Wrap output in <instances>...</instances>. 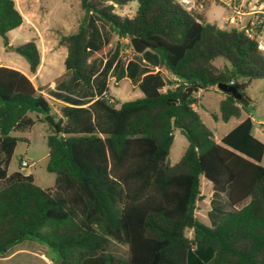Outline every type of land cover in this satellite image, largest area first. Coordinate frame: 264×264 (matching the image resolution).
I'll return each mask as SVG.
<instances>
[{
  "label": "trees",
  "instance_id": "obj_1",
  "mask_svg": "<svg viewBox=\"0 0 264 264\" xmlns=\"http://www.w3.org/2000/svg\"><path fill=\"white\" fill-rule=\"evenodd\" d=\"M134 2L132 17L116 13V7ZM80 5L119 38L115 49L107 50L103 77L116 68V81L130 77L143 97L119 104L101 81L104 92L95 99L96 61L86 23L62 36L59 45L67 49L69 88L75 91L82 83L88 91L84 98L66 97L59 114L44 88L0 65V255L32 240L56 254L48 257L52 264H264V143L253 136L249 115L217 142L194 109L196 94L217 89L223 99L216 120L228 122L247 112L218 86L237 87L250 103L248 83L264 78L259 47L264 27L253 22L220 28L179 0H80ZM23 22L14 0H0L5 46L8 33ZM137 37L150 46L141 64L120 54V40ZM14 51L36 75L42 56L35 40ZM219 58L228 65L215 66ZM188 88L192 93L184 99ZM49 114L60 136L49 126L46 170L55 182L43 189L25 174L22 158L18 170L8 168L17 144L25 141L12 133L45 123ZM177 130L188 145L170 165ZM201 178L214 194H226L232 209L240 207L219 213L212 227L194 218ZM188 217L194 221L191 238L182 226ZM118 246L126 247V256Z\"/></svg>",
  "mask_w": 264,
  "mask_h": 264
},
{
  "label": "rangeland",
  "instance_id": "obj_2",
  "mask_svg": "<svg viewBox=\"0 0 264 264\" xmlns=\"http://www.w3.org/2000/svg\"><path fill=\"white\" fill-rule=\"evenodd\" d=\"M17 8L22 9L26 16V22L32 26H36L41 35L36 36L33 29L23 25L8 33V45L5 46L3 39L0 37V65L16 67L28 73V65L26 61L18 55L14 48L22 45L28 41L36 40L41 51V66L40 73L37 80L33 79L38 87L42 84L53 81V79L61 76L65 72L64 57H66L67 50L62 47L58 52H51L50 43H56L59 46V40L62 36L75 33L80 24L86 23L90 29V36L92 42L91 54L92 59L95 58L94 68L96 70V78L94 79L95 90L93 93L99 97L103 88H100L101 81H104V86L107 88L110 96L114 98L119 104L134 101L143 97V93L136 87L130 77L124 78L122 81H116V68L111 69L105 77H103L104 65L109 58L111 52L115 49V41L119 39L110 29L107 23L102 22L94 16H86L80 5V0H14ZM255 0H232L228 3L220 0L209 1L204 4L203 9L197 10L204 15L205 21L219 26L230 25L225 23L222 18L227 15V12L233 11L234 6L241 5L243 13H247L249 8L256 7ZM252 2L249 6L248 3ZM137 3H131L124 7H116V13L122 17H132L135 14ZM243 14V15H244ZM237 24V23H236ZM235 25V24H234ZM111 38L112 41H109ZM121 55L129 56L135 64H141L142 55H134L132 47H128L130 43L127 39H121ZM259 43L264 47V35L259 38ZM12 46L13 49H9ZM97 49H103L102 54L93 53ZM111 49V52L107 50ZM264 50V49H262ZM150 51V49L146 50ZM215 66L222 68L228 65V62L219 58L214 61ZM38 69V70H39ZM151 70V69H149ZM165 75L170 81H175L176 78L171 77L167 72ZM99 86V87H98ZM88 91L87 88L80 83L75 90L77 92ZM187 91V90H186ZM43 93L46 97L52 95V92L44 88ZM192 93V90L189 92ZM245 95L251 100L248 103L246 111H243L241 118H232L228 122H223L219 117V104L223 99V94L217 89L211 91H201L195 95L198 103L195 105V110L199 112L203 123L212 130L214 140L220 142L221 138L236 127L248 115L253 120L252 134L255 138L264 143V78L255 79L248 83L245 90ZM49 98V97H48ZM50 99V98H49ZM52 103V101H51ZM54 103V102H53ZM54 105H56L54 103ZM58 106V105H57ZM48 131V132H47ZM50 132L48 125L43 123H36L33 128L25 132L13 133V136L24 137L27 141H21L17 144L15 154L12 162L9 165L8 171L12 173L18 170L20 162L19 159L27 161L30 167L24 168L25 173H33L36 184L42 187L54 185L55 175L46 170L47 159L44 158L48 152L45 137ZM186 138L177 130L174 132V141L170 149L169 163L170 165L177 164L183 156L187 148ZM22 163V162H21ZM22 166V164H21ZM219 209V211L216 210ZM240 208V207H239ZM228 205L227 195H216L212 189V185L206 179L201 178V199L196 204L194 218L207 225L214 226L217 222L218 214L231 210ZM186 235L188 238L192 236V228H186ZM199 246L195 245L192 249L194 252ZM117 251L121 256H126V247L118 246ZM49 256L56 254L49 250ZM48 256V257H49ZM38 264H43L40 259H37ZM49 264L52 261L49 259Z\"/></svg>",
  "mask_w": 264,
  "mask_h": 264
},
{
  "label": "crops",
  "instance_id": "obj_3",
  "mask_svg": "<svg viewBox=\"0 0 264 264\" xmlns=\"http://www.w3.org/2000/svg\"><path fill=\"white\" fill-rule=\"evenodd\" d=\"M244 1L248 2L249 0H244ZM256 1L257 0H255L254 2H256ZM248 5L251 6L252 2H249ZM18 10L20 11L22 16L24 17V22H23V24L21 26H23V25L28 26L29 29H33L35 31V35L36 36H40L41 35L40 30L34 25L30 26L26 22V16L22 12V9L18 8ZM199 11L197 13H200ZM231 14H232V12L228 11L227 15H225L222 19L223 20L226 19ZM255 18H256V14H255L254 8H249V11L243 15L242 19L237 24H235V25L230 24V25L225 26V28H232V27L242 28L243 26H246L248 23H253L255 21ZM217 26H219V25H217ZM219 27L223 28L222 25L219 26ZM35 42H36V44L38 46V42L36 40H35ZM62 47H64V46H60V45L58 46L57 42L55 44L51 42L50 43V47H49V48H51V51H49V53L58 52V51L61 50ZM66 56H67V54H66ZM65 58L66 57H64V60H65ZM7 67L17 69L16 67H11V66H7ZM17 70L22 72V73H24V74H26L31 79L32 82H33L32 78L35 79V80H37L39 78L40 69L38 70L36 75H30L29 72L27 73V72H25L23 70H20V69H17ZM68 80H69V77L64 72L61 76L53 79V81H51V82L42 84L41 87H40V88L49 89L52 92V94L53 93L60 94L61 97H54L53 95H49L48 96L50 98V100L52 101L53 112H55L57 114H59L58 107L60 105L66 104V103L63 102V100H65L66 97L84 98V96H85V92H82V91L79 92L78 91L77 93H75V91H72L69 88L71 85L68 82ZM64 83H67L66 86H64ZM33 84H34V86L36 88H38V86L36 85L35 82H33ZM42 93H43V91H42ZM95 99H97V97ZM53 102L56 105H54ZM38 123H42V122H38ZM43 124L48 125L46 122L43 123ZM47 135H48V133H47ZM47 135H46V137H47ZM46 137H45V140H46ZM19 138H22L25 141H27V139L24 138V137H19ZM47 156H48V152L46 153L44 158L47 159ZM11 162H12V160H11ZM25 174H32L34 176L33 173H25ZM34 179H35V177H34ZM40 187H42V186H40ZM52 187H53V185L52 186H48V187H42V188L43 189H49V188H52ZM48 256H49V250H48V248L46 246H44V245H42V244H40V243H38L36 241L25 240V241H22V242H20V243H18L16 245H14L10 249H8V251L5 254L0 255V264H38L37 259H40L43 264H49Z\"/></svg>",
  "mask_w": 264,
  "mask_h": 264
},
{
  "label": "water",
  "instance_id": "obj_4",
  "mask_svg": "<svg viewBox=\"0 0 264 264\" xmlns=\"http://www.w3.org/2000/svg\"><path fill=\"white\" fill-rule=\"evenodd\" d=\"M130 44L134 50V52L136 54H142L143 52H145L146 50L150 49V46L143 41L141 38H133L130 40ZM9 49H13L12 46H8ZM219 90H221L222 92L231 94L236 101L241 104L243 107H247L248 106V102L247 100L242 96L241 92L238 90L237 87L233 86V85H228V84H222L218 86ZM191 88H188L186 91V94L184 96V99L187 98L190 95ZM44 121L55 131V134L57 137L60 136V133L58 131V126L56 123V120L49 114V115H45L44 116ZM183 227L186 228H194V221L191 217H188L183 225Z\"/></svg>",
  "mask_w": 264,
  "mask_h": 264
},
{
  "label": "built area",
  "instance_id": "obj_5",
  "mask_svg": "<svg viewBox=\"0 0 264 264\" xmlns=\"http://www.w3.org/2000/svg\"><path fill=\"white\" fill-rule=\"evenodd\" d=\"M179 1L182 4V6L188 10H199V9H203L204 4L206 2L213 0H179ZM220 1H225L228 3L232 2V0H220ZM256 4H257L256 7H254V11L256 14L254 23L260 24L264 27V1L257 0ZM243 14L244 13L242 11L241 5L234 6L232 14L225 19V23L234 25L242 19ZM259 47L260 49H264L262 44H259ZM157 70L158 68H155V71ZM194 109H196L195 106ZM21 164L23 170L24 168L30 167V164L25 160H23Z\"/></svg>",
  "mask_w": 264,
  "mask_h": 264
}]
</instances>
